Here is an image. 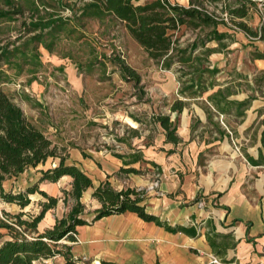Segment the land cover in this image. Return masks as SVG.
I'll use <instances>...</instances> for the list:
<instances>
[{
  "label": "trees",
  "instance_id": "trees-1",
  "mask_svg": "<svg viewBox=\"0 0 264 264\" xmlns=\"http://www.w3.org/2000/svg\"><path fill=\"white\" fill-rule=\"evenodd\" d=\"M75 1L0 0V197L4 202L16 203L19 207L29 202L30 193L36 192L44 197L39 203L38 212L28 218L21 217L24 213L21 210L5 211L8 221L0 219V227L6 230L8 237L0 241V264H36L37 260L55 254L63 257V264L81 262V256L71 253V243L65 242L75 240L76 226L124 210L133 211L141 219L152 221L168 231H181L190 236L196 234L191 226L169 224L146 210L143 191L140 189H114L107 180L93 187L90 176L75 162L68 161V151L63 147L58 148L23 114L4 86L22 73L30 74L27 83L33 80L32 74L42 64L39 48L47 53L52 52L60 34L68 36L74 33L87 19L99 23H121L148 58L160 69L169 70L174 75L180 99H174L168 110L177 115L189 99L202 97L220 85L215 79L219 69L211 65L209 55L228 52L225 48L232 39L229 33L219 31L218 25L252 38L263 39L264 36V27L255 29L246 22L251 11L256 8V0H187L186 5L169 0ZM208 5L213 10H208ZM62 10H67L69 15H61ZM222 13L226 14V19ZM211 42L213 46L208 45ZM252 54L253 58L263 59L262 53ZM111 60L126 74L128 80L138 81V75L122 60L118 57ZM230 94L232 91L227 86L208 92L205 100L210 106L209 113L232 112L235 116H243L252 98L248 96L242 101L230 100L227 99ZM150 119L160 128L163 142H179L176 117L170 120L169 114L152 113ZM133 132L137 134L136 129ZM260 142L264 146V129ZM80 153L83 157L87 156L83 151ZM112 155L119 158L123 165L141 159L139 150ZM245 158L251 164L263 162L261 155L256 160L249 155H245ZM28 168L35 169L39 174L35 182L15 193L4 190L5 180L16 178ZM118 172L135 174L139 170L120 166ZM63 175L70 177V188L61 191V199L64 201L68 195L72 202L66 212L54 218L49 227L37 231V222L47 209L55 206L58 199V196L39 189L37 183L43 180L56 182ZM87 188H92L90 196L98 201V206L91 210L89 220L84 217L85 207L80 200ZM195 200L197 195L190 202ZM207 224L205 221L200 225ZM204 236L216 255H221L229 244L226 241L228 233L210 229ZM101 264H108V261L101 260Z\"/></svg>",
  "mask_w": 264,
  "mask_h": 264
},
{
  "label": "crops",
  "instance_id": "crops-1",
  "mask_svg": "<svg viewBox=\"0 0 264 264\" xmlns=\"http://www.w3.org/2000/svg\"><path fill=\"white\" fill-rule=\"evenodd\" d=\"M177 2L187 4V0ZM217 29L229 33L231 37L249 38L246 34L223 25H218ZM232 43L234 42H230L225 49L228 50ZM225 54L228 52L209 55L211 65L216 66L219 72L222 71L221 64L214 60ZM262 60L253 58L259 67H262V63H259ZM224 86L229 87L227 82H221L208 92ZM206 94L189 99L177 115L168 110L170 120L176 117L179 142H163V135L160 133L159 145L150 141L129 151H140L141 159L136 162L123 165L119 158L110 153L104 155V164L98 169L80 151L74 148L68 150V161H73L84 169L90 176L93 187L98 182L107 180L114 189L142 188L146 210L169 224L191 226L196 234L190 236L181 231H168L152 221L141 219L133 211L124 210L77 225L76 239L70 244L73 255L86 258L92 264H101V260L108 261V264H212L209 262L212 255L225 264H264V146L260 142L261 131L264 129V99L254 107L251 97L243 116L238 117L232 112L209 113ZM232 94L227 99L242 101L248 97H235ZM189 104H193V120L186 116L185 108ZM216 115L237 118L238 134L250 128L255 118H261V124L255 130L254 141L242 150V159L232 151L225 129L217 121ZM232 130L235 133V129ZM245 155L254 160L261 155L263 162L251 164ZM96 162L101 164L102 161ZM140 163L153 166L157 170V178L152 179L150 175H142L139 171L130 177L125 186L117 185L111 180L109 175L120 166L139 170ZM94 179L97 181L96 185ZM5 182L6 180L3 185ZM68 182L70 183V177L63 175L56 182L43 180L37 186L46 193L58 195L62 189L68 190L64 184L70 188ZM91 190L92 188H87L80 200L90 197L93 209L98 206V201L90 196ZM196 195L197 200L190 202ZM29 198L31 201L44 200L36 192L30 193ZM3 208L8 212L25 211V208L13 202H4ZM49 209L37 222L36 229H40L44 223L47 227L53 223L54 218H51ZM84 210L85 213H91V210ZM205 221L207 225H200ZM210 229L228 233L226 241L229 244L221 255L214 254L205 239L204 233ZM56 259L58 264H63L61 255H57ZM76 264H83V261Z\"/></svg>",
  "mask_w": 264,
  "mask_h": 264
},
{
  "label": "rangeland",
  "instance_id": "rangeland-1",
  "mask_svg": "<svg viewBox=\"0 0 264 264\" xmlns=\"http://www.w3.org/2000/svg\"><path fill=\"white\" fill-rule=\"evenodd\" d=\"M63 1L73 3L75 0ZM255 7L246 22L258 29L264 27V0H256ZM207 9L213 10L209 5ZM61 15L67 16L69 12L62 10ZM231 39L234 43L227 48L228 54L214 60L222 68L215 79L220 83L227 82L235 97H252L251 104L256 107L258 101L264 99V36L263 39H240L235 36ZM39 50L42 64L32 74L33 80L27 83L30 74L22 73L12 78L4 86V90L23 114L58 148L83 151L87 155V161L100 169L104 164V155L129 153L131 149L150 141L160 144L161 130L151 122L150 116L152 113H168L169 104L179 98L178 83L174 81L171 71L160 69L147 57L121 23H99L94 19H87L74 33L68 36L60 34L52 52L45 53L42 48ZM253 52L263 54L262 62L259 61L262 67L253 61ZM114 57L134 70L138 81L128 80L126 74L111 62ZM185 112L188 119H194L193 104H189ZM216 119L225 129L232 151L242 159V150L254 141L255 130L260 126L261 118H255L251 127L241 134L236 132L239 121L237 118L216 115ZM133 129H136V135ZM232 129H235V133ZM97 160L102 161L101 164ZM138 168L142 175L157 178V170L153 166L140 163ZM132 175L135 174L115 170L109 176L117 185L125 186ZM37 178L36 170L28 168L16 178L6 180L3 188L15 193ZM96 182L94 179L95 185ZM64 187L69 190L66 184ZM140 190L144 192V189ZM61 191L56 195L58 199L55 206L49 209L51 218L66 212L72 202L68 195L63 201ZM30 201L31 199L22 207L25 208L22 218H28L40 209L39 200ZM82 202L86 210L92 209L90 197H83ZM85 217L89 220L91 213H85ZM46 227L44 223L36 230L42 231ZM7 237L6 230L0 227V241ZM65 242L72 243L67 240ZM57 255L59 254L39 259L36 264H58ZM82 260L83 264H92L86 258Z\"/></svg>",
  "mask_w": 264,
  "mask_h": 264
},
{
  "label": "built area",
  "instance_id": "built-area-1",
  "mask_svg": "<svg viewBox=\"0 0 264 264\" xmlns=\"http://www.w3.org/2000/svg\"><path fill=\"white\" fill-rule=\"evenodd\" d=\"M222 17H223L224 19H226V14H225V13H222ZM3 203H4V201H3V200L1 199V197H0V219L5 220V221H8V216L6 215L5 210H4V208H3ZM75 235H76V233H74V236H75ZM75 237H76V236H75ZM209 262L212 263V264H223V263H221L220 260H219L216 256H214V255H212V256L210 257Z\"/></svg>",
  "mask_w": 264,
  "mask_h": 264
}]
</instances>
